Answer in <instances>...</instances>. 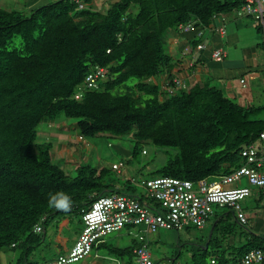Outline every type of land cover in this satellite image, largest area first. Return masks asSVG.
<instances>
[{"label":"trees","instance_id":"trees-1","mask_svg":"<svg viewBox=\"0 0 264 264\" xmlns=\"http://www.w3.org/2000/svg\"><path fill=\"white\" fill-rule=\"evenodd\" d=\"M84 1L85 9L56 0L29 15L0 8V251L21 250L15 264L39 263L30 258L44 240L34 232L43 218V229L55 218H81L82 209L110 193L148 200L130 181L123 188L107 183L106 168L83 163L70 178L53 159L54 145L41 133L42 124L58 127L74 119L81 139L131 135L133 155L140 143L151 142L165 160L148 179L193 182L241 167L242 148L264 132V104L243 106L217 87L197 84L171 95L174 80L165 88L155 82L170 68L169 30L190 21L207 27L214 16L239 10L244 0H108L105 10ZM15 37L21 45L10 50ZM97 66L108 78L76 99ZM131 79L137 82L129 86ZM57 191L72 197L70 212L49 207L48 195ZM236 221L229 208L215 211L211 235L184 264H236L250 250L264 248L260 236L237 241ZM138 246L135 238L126 247L100 245L124 264L134 263Z\"/></svg>","mask_w":264,"mask_h":264},{"label":"built area","instance_id":"built-area-1","mask_svg":"<svg viewBox=\"0 0 264 264\" xmlns=\"http://www.w3.org/2000/svg\"><path fill=\"white\" fill-rule=\"evenodd\" d=\"M79 9H85L84 0H73ZM239 17H251L264 36V0H244V4L236 10ZM183 31H198V37L203 36L204 26L197 21L180 25ZM221 33L225 30L221 29ZM201 50L204 44L196 47ZM224 52L216 50L213 58L221 61ZM108 78L105 68L95 67L88 74L76 99L82 97L85 90L99 88V83ZM243 82V80H242ZM169 93L176 94L187 90L188 86L175 79ZM244 164L229 175L202 179L197 182L174 177H157L144 180L148 200L125 193H110L97 197L87 208L81 210L83 228L73 246L66 255L41 261L37 264H79L101 244L107 242L106 237L112 233L127 230L129 235L139 243L134 249L133 264H157L150 250L149 236L160 230L183 231L188 227L204 229L212 220L215 211L229 208L234 211L240 224H247L241 202L251 195L253 188L264 187V132L253 142L245 145L241 152ZM123 164H113L114 169H120ZM214 181H211V180ZM246 179L247 184L241 182ZM45 218L42 219V222ZM42 222L35 226L34 232H43ZM135 233H133V231ZM215 261L212 260V263ZM264 262V248L250 250L236 264H261Z\"/></svg>","mask_w":264,"mask_h":264},{"label":"crops","instance_id":"crops-1","mask_svg":"<svg viewBox=\"0 0 264 264\" xmlns=\"http://www.w3.org/2000/svg\"><path fill=\"white\" fill-rule=\"evenodd\" d=\"M54 1L56 0H51V2ZM24 2V5H21L24 9L20 11L26 15L43 5L41 0H25ZM103 2L108 5V0H94L93 6L99 9L104 5ZM16 5L18 6L16 0H0V8L9 11H12L10 6L15 7ZM221 29L225 30V33H221ZM196 40H199L198 44H204L205 48L199 50L194 47ZM165 46L171 57L170 68L168 72L155 80L163 88L170 81L179 79L188 87L196 84L217 87L227 97L233 98L243 106L264 104V36L251 17H239L236 15V11L218 14L213 17L209 26L204 27L202 37H198L197 30H169L166 34ZM220 49L224 52V57L221 61H216L213 54ZM55 126L49 125L50 128H55ZM57 128V133L50 132L48 134L52 137L58 136L59 139V142L53 146V159L58 153L57 151L62 148L63 153H58V156L65 154L71 159V154L65 152L70 149L71 144L60 142L61 139H65L63 132L66 125L61 124ZM241 184L246 185L243 180ZM241 204L248 221L246 225L236 221L238 226L242 228V230L237 229V241L253 235L264 238V187L253 188L251 195L244 199ZM51 223L55 224V234L51 240L55 241V246L59 250L62 249L69 253L77 239L73 246L68 248V238L60 233L69 226L70 219L59 220V218H55ZM42 234H46V228L43 229ZM99 248L94 250L93 256L87 257H91L89 261H85L86 258L84 262L79 264H103V258L100 257L99 252H96ZM48 250L52 252L51 248ZM66 253H60V255H66ZM124 262L120 259L121 264Z\"/></svg>","mask_w":264,"mask_h":264},{"label":"rangeland","instance_id":"rangeland-1","mask_svg":"<svg viewBox=\"0 0 264 264\" xmlns=\"http://www.w3.org/2000/svg\"><path fill=\"white\" fill-rule=\"evenodd\" d=\"M24 1L25 0H16L18 6H10L11 9L23 10L24 8L21 7V5H24ZM41 1L43 5L51 2V0ZM109 1L113 2L115 0ZM103 4L104 5L100 7L101 10H105L107 7L106 3L103 2ZM94 9H96L95 6ZM21 41L20 37H15L8 45V49L11 50L15 47H19ZM136 82V79H131L127 84L130 86ZM259 117L264 118V112H262ZM63 121L61 123L66 125V129L63 132V137L65 139H61L62 141L60 140V142L63 144H71L69 147L70 149H67L65 152L71 154L72 157L69 159L65 154L58 156L60 153H63V148L60 149V151L57 148L58 151H56L59 154L56 153L54 159L57 163L63 165L70 178L75 177L76 168L79 165L87 163L100 169H108L109 173L105 175V180L107 183L117 188L127 186V183L130 181L129 185L136 187L138 193L146 192L142 182L150 177L151 171L162 164L161 161L165 160V155L159 152V147L151 142H142L140 143V152L137 155H133L135 140L131 135L115 136L104 133L91 138L85 137L81 140L78 130L73 127V122L75 120L68 119ZM40 131L41 133L45 132V134H47L48 140L51 141L54 146L59 142L58 136L54 135L56 137H52L48 135L50 132L57 133V125L55 128L50 129L49 124H42ZM43 139L44 136L42 137V140ZM142 150L144 152H142ZM113 164H123V166L120 167L118 171V169L113 168ZM211 181L214 180L212 179ZM243 183L247 184L246 179H243ZM67 218L70 219V224L60 234L68 238L67 246L71 248L83 228V223L78 214H70ZM211 222H209L204 229L190 227L179 232L177 230L162 229L156 234H150V250L156 263L184 264L185 256H188L200 243H205L206 236L211 235L213 231L210 226ZM54 226L55 224L51 222L47 224L44 242L37 248L38 252H36L34 256H31L30 260L42 261L41 259L44 257L54 259L57 255H60V253H66L65 250H59L55 246V241L51 240L52 236L55 234ZM237 226L236 229H239V226ZM239 230H242V228ZM135 231L136 230H134L133 233H135ZM133 238V234L129 235L126 230H122L120 233L115 232L110 234L106 237V240L109 244L126 247L131 245ZM49 248L52 249V252H49ZM96 252H99L100 257L103 258V264H121L120 260H116L109 256L110 253L105 247H100ZM20 253L21 250L19 249L1 250L0 264H15ZM93 254L94 251L90 255L93 256ZM90 259L91 257L87 258L85 261H89ZM82 262H84V260L79 263Z\"/></svg>","mask_w":264,"mask_h":264},{"label":"clouds","instance_id":"clouds-1","mask_svg":"<svg viewBox=\"0 0 264 264\" xmlns=\"http://www.w3.org/2000/svg\"><path fill=\"white\" fill-rule=\"evenodd\" d=\"M48 205L58 211L70 212L73 207V201L68 193L57 191L48 195Z\"/></svg>","mask_w":264,"mask_h":264}]
</instances>
